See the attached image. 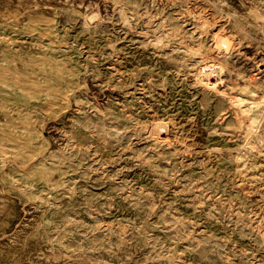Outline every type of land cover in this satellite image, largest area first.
Segmentation results:
<instances>
[{"label": "rangeland", "instance_id": "1", "mask_svg": "<svg viewBox=\"0 0 264 264\" xmlns=\"http://www.w3.org/2000/svg\"><path fill=\"white\" fill-rule=\"evenodd\" d=\"M0 264H264V0H0Z\"/></svg>", "mask_w": 264, "mask_h": 264}, {"label": "bare ground", "instance_id": "2", "mask_svg": "<svg viewBox=\"0 0 264 264\" xmlns=\"http://www.w3.org/2000/svg\"><path fill=\"white\" fill-rule=\"evenodd\" d=\"M209 64H210V63H209ZM210 65H211V64H210ZM212 67H213V64H212ZM215 67H216V65H215ZM210 69H211V68H210ZM212 69H213V68H212ZM212 69H211V70H212ZM215 69H216V68H215ZM215 69H214V70H215ZM214 70H213V71H214ZM208 73H209V72H208ZM211 74H212V73H211ZM208 75H209V74H208ZM210 76H211V75H210ZM209 79H210V78L207 77V81H208ZM210 80H211V79H210ZM211 82H212V81H211Z\"/></svg>", "mask_w": 264, "mask_h": 264}]
</instances>
